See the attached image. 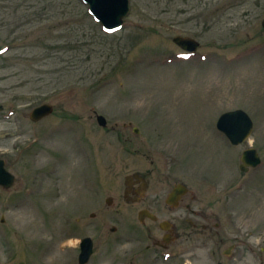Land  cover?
<instances>
[{"label": "rangeland", "instance_id": "obj_1", "mask_svg": "<svg viewBox=\"0 0 264 264\" xmlns=\"http://www.w3.org/2000/svg\"><path fill=\"white\" fill-rule=\"evenodd\" d=\"M128 6L106 32L82 0H0V158L15 177L0 187V264H78L84 236L86 264H128L143 236L118 219V175L151 166L200 196L219 250L236 244L228 264H264V0ZM43 103L52 110L34 122ZM237 108L253 128L231 145L215 122ZM249 147L261 163L243 172ZM195 254L141 261L212 263Z\"/></svg>", "mask_w": 264, "mask_h": 264}, {"label": "flooded vegetation", "instance_id": "obj_2", "mask_svg": "<svg viewBox=\"0 0 264 264\" xmlns=\"http://www.w3.org/2000/svg\"><path fill=\"white\" fill-rule=\"evenodd\" d=\"M153 168L118 175V190H115L118 192V219L130 229L133 227V234L138 232L143 236L135 240L137 247L132 253L128 250L123 253L129 257L128 264L151 261L150 258L162 260L163 254L168 255V260L195 256L198 250L207 251L211 264H228L234 258L236 244L229 243L219 250L223 241L218 233L220 223H212L209 216L196 207L200 196L174 173L155 172ZM113 199L110 197L111 204ZM214 238L217 241H213ZM130 241L125 239V242ZM185 261L181 264H186Z\"/></svg>", "mask_w": 264, "mask_h": 264}, {"label": "water", "instance_id": "obj_3", "mask_svg": "<svg viewBox=\"0 0 264 264\" xmlns=\"http://www.w3.org/2000/svg\"><path fill=\"white\" fill-rule=\"evenodd\" d=\"M89 6L90 12L100 21L108 30L117 28L122 23V18L128 11V0H83ZM261 26L264 28V17L261 20ZM173 42L186 50H195L197 42L189 37L175 36ZM2 107L0 106V109ZM52 107L49 104H42L32 110L29 117L33 121H37L49 114ZM97 123L101 126L106 125V118L96 115ZM216 127L222 131L232 144H240L246 140L253 128V121L250 116L242 109H233L222 112L216 121ZM240 170L246 171L249 166H256L260 162V158L256 149L246 148L240 157ZM14 175L8 172L4 167V161L0 159V186L8 189L14 182ZM106 202L110 204V198H106ZM114 230L115 228H111ZM80 253L78 262L84 264L92 252V239L89 236L83 237L79 242Z\"/></svg>", "mask_w": 264, "mask_h": 264}]
</instances>
